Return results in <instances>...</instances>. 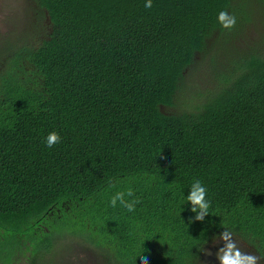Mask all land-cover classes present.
Wrapping results in <instances>:
<instances>
[{
    "label": "trees",
    "instance_id": "trees-1",
    "mask_svg": "<svg viewBox=\"0 0 264 264\" xmlns=\"http://www.w3.org/2000/svg\"><path fill=\"white\" fill-rule=\"evenodd\" d=\"M145 3L26 0L0 43V264L70 238L104 264H203L224 228L264 256V0ZM129 188L134 212L110 206Z\"/></svg>",
    "mask_w": 264,
    "mask_h": 264
},
{
    "label": "clouds",
    "instance_id": "clouds-1",
    "mask_svg": "<svg viewBox=\"0 0 264 264\" xmlns=\"http://www.w3.org/2000/svg\"><path fill=\"white\" fill-rule=\"evenodd\" d=\"M146 8L152 6V0H146L144 5ZM220 25L225 29H231L235 27L236 18L231 16L227 11H220L217 17ZM60 142L59 133L53 131L46 137V145L51 148L55 144ZM207 189L203 186L200 180H195L190 189V194L186 197L187 202L191 204V211L196 213L195 220L203 221L204 217L209 215L210 202L205 199ZM125 195L132 197L134 195L133 190L129 188L127 192H116L110 199V206L113 208L117 206V202L125 208L128 212H134L135 206L140 201L138 199L129 201L125 199ZM220 233L219 237L214 238L213 243L219 241L223 242V247L219 248L216 252V257L219 264H259L260 260L264 259V256H257L244 252L236 239H234L233 232L227 228ZM205 255H211L212 253L206 249H202ZM140 264H148V258L145 256L141 259Z\"/></svg>",
    "mask_w": 264,
    "mask_h": 264
},
{
    "label": "rangeland",
    "instance_id": "rangeland-1",
    "mask_svg": "<svg viewBox=\"0 0 264 264\" xmlns=\"http://www.w3.org/2000/svg\"><path fill=\"white\" fill-rule=\"evenodd\" d=\"M26 0H0V43L6 38L10 37L13 33H16L26 21L25 7ZM209 62L207 65H210ZM209 75L202 77V82L199 85L200 89L205 90L210 88ZM198 82L199 79L197 80ZM241 249L249 254H252L247 244L236 239ZM75 239H69V242H65L60 245L53 256H45L44 260L39 262V259L31 262L26 257H23L17 264H51L48 260L53 259L54 264H104L103 260L94 249L81 247L76 245ZM73 247V248H72ZM223 247V242L210 243L206 250L210 251L211 255L203 256V264H219L216 257V252L219 248ZM72 248V249H71ZM70 249V250H69Z\"/></svg>",
    "mask_w": 264,
    "mask_h": 264
}]
</instances>
